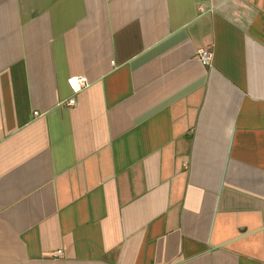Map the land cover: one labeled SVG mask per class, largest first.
Here are the masks:
<instances>
[{"label": "crops", "instance_id": "1", "mask_svg": "<svg viewBox=\"0 0 264 264\" xmlns=\"http://www.w3.org/2000/svg\"><path fill=\"white\" fill-rule=\"evenodd\" d=\"M0 264H264V0H0Z\"/></svg>", "mask_w": 264, "mask_h": 264}, {"label": "built area", "instance_id": "2", "mask_svg": "<svg viewBox=\"0 0 264 264\" xmlns=\"http://www.w3.org/2000/svg\"><path fill=\"white\" fill-rule=\"evenodd\" d=\"M196 54H197V59L201 65L209 66L211 62V53L209 52V50L200 49L196 52ZM67 84L70 88L72 96L62 104H64L65 106H74L75 96L78 93H80L82 90L88 88L90 84L84 77H72L67 80ZM60 255H62L61 251L53 252L51 254L52 257H57Z\"/></svg>", "mask_w": 264, "mask_h": 264}]
</instances>
